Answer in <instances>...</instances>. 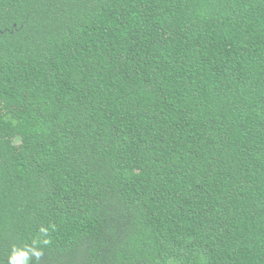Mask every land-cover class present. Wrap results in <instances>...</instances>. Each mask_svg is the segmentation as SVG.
Wrapping results in <instances>:
<instances>
[{"label": "trees", "instance_id": "trees-1", "mask_svg": "<svg viewBox=\"0 0 264 264\" xmlns=\"http://www.w3.org/2000/svg\"><path fill=\"white\" fill-rule=\"evenodd\" d=\"M0 264H264V0H0Z\"/></svg>", "mask_w": 264, "mask_h": 264}]
</instances>
